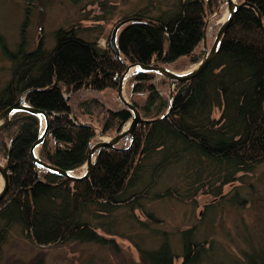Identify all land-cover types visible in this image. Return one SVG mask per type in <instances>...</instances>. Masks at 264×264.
<instances>
[{"label":"trees","instance_id":"obj_1","mask_svg":"<svg viewBox=\"0 0 264 264\" xmlns=\"http://www.w3.org/2000/svg\"><path fill=\"white\" fill-rule=\"evenodd\" d=\"M222 1L175 0L171 11L156 19L139 14L140 21L119 32L121 57L129 63L167 66L184 56L198 62L204 48L199 55L194 52L203 42L206 13H214ZM249 2L262 18L253 6H242L212 62L196 77L175 85L168 116L138 124L129 148H104L83 180L40 168L31 153L41 132L40 118L25 111L13 115L0 132V156L9 166V188L0 200V258L14 229L36 247L88 244L120 252L115 236H125L122 222L137 218L136 209L157 222L155 213L143 208L145 201L195 198L200 192L220 200L225 184L264 163V0ZM79 30L57 29L52 47L41 41L30 49L23 41L10 51L2 43L12 74L0 91V112L24 91L36 88L27 99L50 117L38 155L73 172L88 160L98 128L103 134L118 133L132 116L126 107L115 110L98 97H80L84 89L116 87L127 65L110 47H101L98 39L85 38ZM155 74H136L127 82L130 100L144 118H155L169 107L171 80L164 77L160 89L152 83ZM66 92L71 95L66 97ZM140 95L145 96L142 102L135 99ZM216 109L219 117L214 116ZM171 172L177 180L164 183ZM236 194L232 201L244 206L248 199ZM212 207L208 205L204 215ZM132 233L128 236L140 261L130 264H175L167 231L155 247L143 245ZM202 235L196 226L180 231V264H264V233L235 257H223L214 241ZM93 260L91 256L84 263Z\"/></svg>","mask_w":264,"mask_h":264},{"label":"rangeland","instance_id":"obj_2","mask_svg":"<svg viewBox=\"0 0 264 264\" xmlns=\"http://www.w3.org/2000/svg\"><path fill=\"white\" fill-rule=\"evenodd\" d=\"M236 1L241 3L244 0ZM174 3L175 0H0V91L12 74V61L4 53L2 43L10 51L16 50L23 41L25 47L30 49L41 41L47 47H52L57 29L74 26L80 29L81 36L92 40L96 38L101 47L112 49L109 39L119 21L127 17H139V14H146L153 20L160 13L171 11ZM220 6L217 9L220 14L216 17L214 14L217 10L214 13L208 10L206 13L205 24L210 19L207 27L209 47L217 34L220 18L226 12V6ZM201 48H204L203 42L194 55H199ZM115 57L126 60L117 55ZM192 59L193 56L180 57L169 66L178 71L187 70L197 63L192 62ZM125 62L126 65L132 63L127 60ZM127 82L125 91L130 99V85ZM152 83L162 89V84L165 85L166 81L164 76L155 74ZM65 95L69 97L71 93L66 92ZM93 96L102 99L108 107L115 110L125 107L118 96V85L105 90L84 89L80 93L81 98ZM135 99L142 102L145 96H136ZM214 116L219 117L220 110L216 109ZM115 134H103L98 128L94 141ZM126 139L121 140L118 146ZM0 160L7 162L2 156ZM83 166L75 173H82ZM172 172L165 176L164 183L177 180ZM241 175L240 180L223 186L225 197L220 200L211 194L200 192L195 198L160 197L145 201L143 208L153 211L158 217L157 222L149 218L142 209H136L137 218L130 217L131 220L122 222L121 230L125 229V236H115L121 246L120 252L88 244L36 247L20 230L14 229L13 237L4 245L0 264H130L133 260L139 262L140 254L128 234L133 232L132 235L143 245L155 247L163 231L168 232L176 253L175 264H180L183 251L180 231L193 226L203 234L202 238L206 235L209 241H214L218 253L223 257L240 256L243 249H248L264 233V163L255 171ZM237 192L248 199L244 206L232 201ZM210 204L213 205L212 209L204 215ZM122 212L127 213L126 210ZM123 213L119 215L123 216ZM91 256L94 260L84 263Z\"/></svg>","mask_w":264,"mask_h":264},{"label":"water","instance_id":"obj_3","mask_svg":"<svg viewBox=\"0 0 264 264\" xmlns=\"http://www.w3.org/2000/svg\"><path fill=\"white\" fill-rule=\"evenodd\" d=\"M244 5H251L254 8H256L254 5H252L249 2V0H244L241 3L237 2L236 0H224L223 1L220 8L226 6V12L225 14H223L222 20L219 21V28H218L217 34L210 47L208 46V37H207V27H208V22L210 20L208 19L203 29L204 55L193 67L187 70L178 71V70L172 69L171 67L167 65L145 64L142 62H133L127 65L125 71L119 76V79H118V96L122 104L126 108H128V110L131 112L132 114L131 119L127 123L126 127L123 128L118 133H116L115 135H112L110 137L108 135L107 139H102L99 141L91 142L88 160L83 166L84 169L82 173L77 174L73 171L61 169L49 163H46L40 159L38 155V148L41 145V143L44 141V138L49 131L50 117L46 110L34 107L27 99L26 95L30 91L37 90L36 88L27 89L20 95V97L17 99L15 103L7 106L0 112V132L4 130V128L7 126V124L12 119L13 115L18 112L25 111V112H30V113L37 115L41 120L42 128H41V132H40L38 139L33 143L31 147V153H32L35 163L43 170L50 171L58 175L66 176L67 178L73 181H79V180H83L89 177L97 163L100 153L102 152L104 148L109 147V148H113L117 150H125L131 146L132 133L135 130V128L138 126V124L154 122L156 120H159V119H162L168 116L171 110V107H172L173 100H174L173 89L175 85L177 84V82L189 80L191 78L196 77L212 62V60L216 57L221 47L226 31L228 27L230 26V23L232 22V19L235 13ZM218 14H220V10H217V12L214 14V17H216V15ZM258 14L261 19L262 16L259 11H258ZM141 19L142 18L138 16L137 17H127L119 21L113 28L111 35H110L109 42L112 47V50L118 57H121V52L118 47V36H119L120 30L127 24L131 22H135V21H140ZM262 27L264 29L263 25ZM145 72H153V73L162 75L164 77H167L171 80V89L169 93V107L162 115L155 117V118H144L142 114L140 113V111L138 110V108L129 99L125 91V84L129 78H131L132 76L136 74L145 73ZM56 85H57V82H55L52 86L44 90H47ZM123 139H126L125 142H123L121 146H118L119 142ZM128 140H129V144L127 145ZM0 182H1V188H0V200H1L7 194V191L9 188V166L7 162L6 163L0 162Z\"/></svg>","mask_w":264,"mask_h":264},{"label":"bare ground","instance_id":"obj_4","mask_svg":"<svg viewBox=\"0 0 264 264\" xmlns=\"http://www.w3.org/2000/svg\"><path fill=\"white\" fill-rule=\"evenodd\" d=\"M220 20H222V18H220ZM110 137V136H109ZM108 138V135L107 136H105L104 138H101V140L102 139H107ZM0 162H2L1 160H0ZM2 163H4V162H2ZM0 184H1V182H0ZM0 188H1V185H0Z\"/></svg>","mask_w":264,"mask_h":264}]
</instances>
